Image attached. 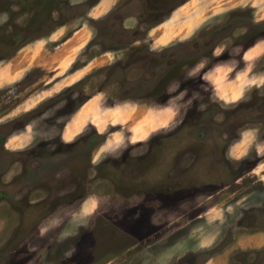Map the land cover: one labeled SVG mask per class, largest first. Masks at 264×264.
<instances>
[{"label": "rangeland", "instance_id": "374dc122", "mask_svg": "<svg viewBox=\"0 0 264 264\" xmlns=\"http://www.w3.org/2000/svg\"><path fill=\"white\" fill-rule=\"evenodd\" d=\"M96 2L0 0V60L31 40L55 48L87 20L65 71L105 63L61 88L66 72L48 68L0 86V264H199V236L264 227V38L221 33L232 13L264 17V0H111L92 19ZM198 25L216 28L215 50L194 47ZM96 92L100 125L66 143ZM126 101L146 102L147 115H118ZM33 127L34 146L6 148ZM240 257L264 264V250Z\"/></svg>", "mask_w": 264, "mask_h": 264}, {"label": "crops", "instance_id": "0c3cea01", "mask_svg": "<svg viewBox=\"0 0 264 264\" xmlns=\"http://www.w3.org/2000/svg\"><path fill=\"white\" fill-rule=\"evenodd\" d=\"M105 1H109L110 3L111 0H97L91 10H89L87 16L92 19H97L100 16H103V14L96 15L94 12L96 8ZM86 21L87 20L77 24L73 28L72 34L55 48H47L43 44L42 39L31 40L19 46L12 55L7 58H2L0 60V86H5L12 80L20 77L22 74L25 73L26 75L28 71L36 68H48L55 70L56 72L67 70L80 57L88 43L90 26ZM53 34H56V31H54ZM179 39L181 38L179 37ZM103 56V54L96 55L94 58L89 59L88 62H85L80 66V68L69 70L68 72L65 71L66 73L64 76L57 78L53 86L55 88H61L79 81L84 78V76L90 74L94 68H98L105 64L101 63L104 62L102 59L104 58ZM92 63L94 65H91ZM90 65L91 67H89ZM25 75H23V77ZM97 93L98 92L92 94L88 99L82 102L71 117L72 119L66 124L63 137L61 138L66 143L72 142V139H74L73 136L80 137L84 135V131L86 130L84 128L89 122L96 126L100 125V123L97 122L98 119H94L98 118V113L96 111H99L98 105L96 104L97 101H100L99 93ZM138 108L141 110L142 114H145L144 112H147L148 105L144 101H138V104L137 102H127V104L124 103L120 106V112L118 115L125 114L128 111L133 112ZM146 115L147 113L145 116ZM114 121L128 123L131 122V119L130 116L126 118L120 117L118 119L113 118L108 119L107 123ZM105 125L106 123H104V126ZM26 126L29 127V124L27 123ZM34 129L35 128L33 127L34 132H31L32 134H28L29 136L24 137L22 140L21 137L25 134V131L22 132V134H12L11 136H8L4 143L6 148L15 149L25 148L26 146L29 147L32 145L34 146L37 140L36 131ZM101 130L102 129L99 130L100 133L102 132ZM12 138H15L18 141V145H9V139ZM123 139H126V136L121 134L120 141ZM108 141L109 138L106 140V143H108ZM104 144L105 142L100 144L101 146H98L97 150ZM261 179L264 180V176L261 177ZM231 212V208L227 206L224 214ZM242 218H244V216ZM196 245L197 250L206 251V255L200 259L199 264H242L246 259H242L240 254L244 253L247 255L249 252L253 253L255 251L264 250V227L259 226V224H254L251 228H240L235 231L229 239H226V237L222 238L221 231H216L214 233L199 236Z\"/></svg>", "mask_w": 264, "mask_h": 264}, {"label": "flooded vegetation", "instance_id": "af4514ba", "mask_svg": "<svg viewBox=\"0 0 264 264\" xmlns=\"http://www.w3.org/2000/svg\"><path fill=\"white\" fill-rule=\"evenodd\" d=\"M251 15H253V14H251ZM251 15L249 14V16H251ZM249 16L247 14H245L243 16L242 14H238L236 12L232 13L230 15V17L228 18V20L225 22V24L221 25V26H224V28H225L221 32L224 35V38L227 39V38L231 37L232 36V33H231L232 29H235L238 27H241L244 29L243 34L246 33V36H243V38L241 39L242 41H253L254 43H256L258 41V39L264 38V17L254 18L251 20V19H248ZM237 18H241L242 20H240V21H242V23L238 24ZM202 27L203 26L198 25L196 32L198 31L199 33L196 37L191 39L194 47L196 49L202 50L205 47L204 43H206V45H207V42H208V44L210 45L209 49L215 50L217 45H218L217 43L219 40H217L218 39L217 37L213 38L212 34H215V32L217 33L216 28L211 29L209 31H203L202 32L201 31ZM249 33H250V35H249ZM209 34L212 36L209 37L210 38L209 41H206L207 39H205V38ZM180 40H182V39H179V41ZM236 42H237V40H236Z\"/></svg>", "mask_w": 264, "mask_h": 264}, {"label": "bare ground", "instance_id": "6f19581e", "mask_svg": "<svg viewBox=\"0 0 264 264\" xmlns=\"http://www.w3.org/2000/svg\"><path fill=\"white\" fill-rule=\"evenodd\" d=\"M163 28H164V26H163ZM157 32H158V31H157ZM176 34H178V35H183V34H180V33H176ZM174 37H175L174 34H173L172 32H170V33H168V34L165 36V38H164L163 41H165V43H167L168 41L173 40Z\"/></svg>", "mask_w": 264, "mask_h": 264}]
</instances>
